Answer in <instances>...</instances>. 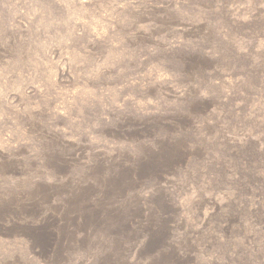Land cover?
I'll use <instances>...</instances> for the list:
<instances>
[{"label": "rangeland", "instance_id": "obj_1", "mask_svg": "<svg viewBox=\"0 0 264 264\" xmlns=\"http://www.w3.org/2000/svg\"><path fill=\"white\" fill-rule=\"evenodd\" d=\"M0 264H264V0H0Z\"/></svg>", "mask_w": 264, "mask_h": 264}]
</instances>
